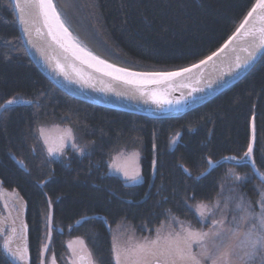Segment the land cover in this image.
Instances as JSON below:
<instances>
[{
  "label": "trees",
  "instance_id": "16d2710c",
  "mask_svg": "<svg viewBox=\"0 0 264 264\" xmlns=\"http://www.w3.org/2000/svg\"><path fill=\"white\" fill-rule=\"evenodd\" d=\"M53 2L74 39L95 56L129 70L162 73L219 50L257 0ZM15 20L11 0H0V186L23 201L30 264H39L49 218L58 260L68 239L82 237L99 264H116L117 226L144 233L174 216L199 227L194 204L213 203L230 170L252 176L244 189L257 201L253 183L259 179L250 164L210 166L243 158L253 132V160L264 174V54L241 81L209 102L178 118L148 119L58 90L30 61ZM16 100L30 103L5 106ZM44 125L69 127L90 152L49 158L37 135ZM122 150L140 152L139 181L125 183L109 173V162ZM3 251L0 245V264H17Z\"/></svg>",
  "mask_w": 264,
  "mask_h": 264
},
{
  "label": "rangeland",
  "instance_id": "374dc122",
  "mask_svg": "<svg viewBox=\"0 0 264 264\" xmlns=\"http://www.w3.org/2000/svg\"><path fill=\"white\" fill-rule=\"evenodd\" d=\"M37 135L45 155L51 159L64 160L71 154L83 156L91 150L90 145H81L67 126L44 125ZM176 143L177 138L174 137L171 147ZM140 160V152L122 150L109 162V173L125 183L139 181L142 177ZM255 172L262 178L257 177L259 182L253 183L258 194L256 202L244 189L252 176L245 177L230 170L213 203L194 204L199 227L174 216L157 229L144 233L126 224L117 226L112 231L116 264H153L156 261L163 264H202L203 260L218 264L222 258L231 264H264V174ZM23 208V201L15 191L0 186L1 247L4 248L9 241L8 251L14 260L19 264H30ZM53 236L49 218L39 264H79L77 256L80 254L86 255L90 264H99L82 237L68 239L65 255L58 260L51 249Z\"/></svg>",
  "mask_w": 264,
  "mask_h": 264
},
{
  "label": "water",
  "instance_id": "95a60500",
  "mask_svg": "<svg viewBox=\"0 0 264 264\" xmlns=\"http://www.w3.org/2000/svg\"><path fill=\"white\" fill-rule=\"evenodd\" d=\"M49 1L64 29L78 43L61 20L53 0ZM11 3L30 61L58 90L81 102L148 119L178 118L209 102L241 81L264 54V0H257L235 33L219 50L189 67L162 73L137 72L114 66L98 57L124 72L146 77L159 76L151 81L114 75L80 59L55 34L46 19L42 0H11ZM28 103L16 100L5 106ZM253 145L252 132L249 149L243 158H226L211 164L210 169L228 162L234 165L250 164L255 172ZM98 218L103 219L102 216ZM3 249L17 263L5 246ZM78 260L80 264H89L84 254L79 255ZM153 264L163 263L156 261Z\"/></svg>",
  "mask_w": 264,
  "mask_h": 264
},
{
  "label": "bare ground",
  "instance_id": "6f19581e",
  "mask_svg": "<svg viewBox=\"0 0 264 264\" xmlns=\"http://www.w3.org/2000/svg\"><path fill=\"white\" fill-rule=\"evenodd\" d=\"M44 3V9L46 14V19L48 20L49 24L51 25L52 29L54 30L57 37L80 59L84 60L85 62L89 63L96 69L114 74L119 75L128 79H136L137 80H144V81H151L159 78V76H142L138 74L124 72L110 64H107L100 60L98 57L90 53L89 51L83 49L77 42L71 39L70 35L64 29V26L60 23V18L54 12L52 5L49 0H42Z\"/></svg>",
  "mask_w": 264,
  "mask_h": 264
},
{
  "label": "flooded vegetation",
  "instance_id": "af4514ba",
  "mask_svg": "<svg viewBox=\"0 0 264 264\" xmlns=\"http://www.w3.org/2000/svg\"><path fill=\"white\" fill-rule=\"evenodd\" d=\"M1 245V244H0ZM5 246V249L8 250V246H9V241L6 242V244L4 245ZM81 255V254H80ZM78 257L79 255L77 256V262L79 263V260H78ZM89 260V258H88ZM115 262L117 263V261L115 260ZM80 264V263H79ZM89 264H90V261H89Z\"/></svg>",
  "mask_w": 264,
  "mask_h": 264
}]
</instances>
